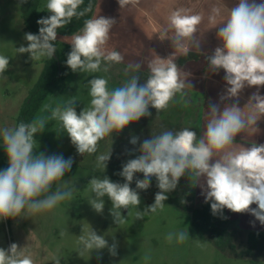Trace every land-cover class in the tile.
Returning <instances> with one entry per match:
<instances>
[{
    "label": "clouds",
    "instance_id": "clouds-1",
    "mask_svg": "<svg viewBox=\"0 0 264 264\" xmlns=\"http://www.w3.org/2000/svg\"><path fill=\"white\" fill-rule=\"evenodd\" d=\"M120 6L136 3L137 0H118ZM84 0H47L46 9L51 15L37 21L41 27L39 34L26 33L28 46L16 49L17 53H29L30 58H52L56 47L57 29L91 11V5L78 11ZM210 17L213 27H217L215 13ZM203 17L191 15L187 9L174 10L167 18V27L159 32L161 41L170 39L176 51L187 54L191 48H199V41L194 35ZM116 21L112 18L96 16L85 20L82 30L71 36V51L66 64L73 72H97L105 64L108 72L112 64H119L124 56L116 50L106 48L109 33ZM219 27L217 36L222 46L215 48L214 54L207 57L210 70H225L227 97H237L247 86L264 85V3L255 0H239L229 10V15ZM149 39L152 36L148 37ZM9 66V59L0 55V74ZM139 63L129 64L125 72L138 71ZM150 75L144 84L139 83V76L132 75L122 86L109 90L105 78L91 79L89 95L90 106L79 115L73 107L75 100L68 101L63 107L51 109L48 119L59 121L62 128L81 155L97 152L98 142L113 132H119L132 122L150 115L149 106L158 112L166 109L177 93L183 95L186 78L172 56L167 59L156 57L147 65ZM255 101V103H253ZM249 112L235 104L225 106L221 111L218 105H211L207 112L208 119L203 136L184 128L177 132L164 131L145 140L136 159H131L123 166L121 176L125 183H114L109 178L93 177L89 187L94 197L88 202L97 212L104 208L103 197L112 201L111 214L115 223H123L120 209L137 208L140 197L130 187L134 174H144V179L136 181L138 189L146 190L152 176L158 181L161 190L155 195V202L149 210L155 213L164 207L168 199L166 193L177 187L179 179L188 172L191 178L206 179V202L212 201L211 209L215 215L224 208L234 213L250 212L264 225V144L253 143L251 147L233 150L237 134L254 127L257 113L264 114V96L253 93L247 104ZM44 119L32 122H20L15 127L0 129V138L6 150L9 166L0 171V219L19 216H32L50 211L63 201L71 200L73 189L64 182L52 190L54 183L62 181L71 168L72 160L60 156L46 157L43 153L34 154L37 147L34 134L44 131ZM138 138L130 141L133 145ZM215 159L214 163L210 161ZM97 167L106 168L110 151L97 156ZM255 203L256 208H250ZM144 213L137 211L136 219ZM63 235V233H62ZM172 240L171 234L167 237ZM185 240V233L177 237ZM81 252L90 253L108 247L107 240L91 229L79 236ZM115 245L109 249L116 254ZM0 264H34L31 253L19 248L16 243L8 250L0 248ZM55 264H60L59 258Z\"/></svg>",
    "mask_w": 264,
    "mask_h": 264
},
{
    "label": "rangeland",
    "instance_id": "rangeland-1",
    "mask_svg": "<svg viewBox=\"0 0 264 264\" xmlns=\"http://www.w3.org/2000/svg\"><path fill=\"white\" fill-rule=\"evenodd\" d=\"M7 36L9 35L0 32V55L8 57L9 66L5 71L11 76L5 78L0 75V129L15 127L16 117L24 100V93L19 86L22 73L16 69L14 63L15 45ZM104 67L102 62L101 70L93 73L73 72L69 67L66 72L65 66L64 90L56 96L47 95L31 120L32 122L44 119L46 123L43 132L34 134L37 144L34 154L43 153L46 157L60 156L64 160L71 158L70 170L65 173L62 181L53 184L52 190L55 191L67 182V186L73 189L72 199L61 202L50 211L30 217L22 215L0 219V248L8 250L11 244L16 243L19 248H25L31 253L34 264H55L56 258H59L60 264H264L263 257H228L217 251L208 239L197 236L189 213L179 208L190 203L185 201L184 197L197 198L194 196V177L191 178L188 172L179 179L177 187L169 191L173 203L165 200L164 207L158 208L155 213L148 211L155 202L152 189L148 188L149 190L140 193L136 187L137 180H132L130 187L139 194L140 204L137 208L120 209L121 216L125 219L123 223H115L111 214L113 205L109 197L102 198V213H97L91 207L88 201L94 194L89 187L90 180L93 177H107L114 183L126 182L120 175L123 166L127 161L136 159L141 154L139 149L142 143L151 139L150 134L142 135L146 123L188 127L197 125V121H192L195 98L192 92H187L185 88L184 94L177 93L166 109L158 112L149 106L150 115L143 116L119 132H113L100 140L96 153L79 154L61 123L48 117L51 109L63 107L70 100H75L73 107L78 115L89 107L91 97L88 82L93 78L107 79L108 89L113 90L135 75L131 71L126 73L128 65L122 63L112 64L108 72L103 71ZM143 75H139L140 84L147 80ZM164 131L168 130L163 129L161 133ZM133 137L138 138L135 145L130 143ZM109 151L110 159L106 162V168L97 167V156ZM142 179L144 178L138 180ZM151 185L158 188L155 176L151 177ZM137 211L146 213L143 218L136 219ZM90 227L97 235L107 240L108 247L92 250L90 253L80 251L79 236L86 234ZM181 232L185 233L183 242L177 239ZM170 234L171 241L167 239ZM245 234L242 233L240 240L245 239ZM112 245L116 246L115 255L109 251Z\"/></svg>",
    "mask_w": 264,
    "mask_h": 264
},
{
    "label": "crops",
    "instance_id": "crops-1",
    "mask_svg": "<svg viewBox=\"0 0 264 264\" xmlns=\"http://www.w3.org/2000/svg\"><path fill=\"white\" fill-rule=\"evenodd\" d=\"M255 2L264 3V0H255ZM238 3L239 0H137L134 4L129 2L121 7L118 0H96L91 18L103 16L114 19L116 23L109 33L107 49L119 51L124 56L122 64L135 65L139 63L141 65L139 70L150 73L147 65L156 55L162 59L172 56L174 61L179 55L184 54L175 50L170 39L166 38L161 41L159 38V32L167 27V18L174 10L183 8L187 9L191 15L199 14L203 17L197 33L194 34L199 41V48L193 47L190 51L213 55L215 48L222 46V42L217 36L219 27L222 26L220 24L228 17L229 10ZM46 4L47 0H39V9H46ZM213 9L217 10L215 13L217 27H213L210 21V17L214 15ZM20 14L19 0H0V32L9 35L7 37L12 40L15 49L28 46V41L24 37L26 33H30L24 29ZM71 36L57 34L55 41L59 51H66L62 57L66 72L68 71L66 60L71 51ZM150 36H152L151 39L148 38ZM44 59L33 61L29 53L16 52L14 63L16 69L22 73L19 86L24 93V98L25 93L37 80ZM178 68L184 74L186 84L189 85L185 87L187 92H192L195 98L192 121H197L196 127L199 129L197 137L204 134L208 119L207 112L211 105H218L222 111L226 105L235 104L248 113L249 106L247 104L252 94L258 92L260 96H264V85H246L237 97L221 100V97H227V88L230 87L225 80V70L220 68L215 72L211 71L203 58L192 63L187 62ZM0 75L5 78L11 77L6 71ZM257 119L254 127L236 135L232 146L233 150L238 151L241 147H251L253 143L264 144V114L257 113ZM215 159L213 158L210 163H214ZM206 190V179L201 177L197 180L194 177V191L196 192V194L194 192V196L200 201H206ZM256 207L255 203L250 205V208ZM224 209L228 218L236 221L241 226L240 228L264 231V225L250 212L234 213L227 208Z\"/></svg>",
    "mask_w": 264,
    "mask_h": 264
},
{
    "label": "trees",
    "instance_id": "trees-1",
    "mask_svg": "<svg viewBox=\"0 0 264 264\" xmlns=\"http://www.w3.org/2000/svg\"><path fill=\"white\" fill-rule=\"evenodd\" d=\"M19 3L20 17L24 29L32 34L38 35L41 25H39L37 21L49 17L51 13L48 12L47 9H39V0H19ZM95 3L96 0H84V3L80 6L78 11H82L89 5H91V11L86 12L82 17H73L70 23L63 28L57 29V34L69 36L81 31L85 20L91 18ZM53 44L56 47V58H51L50 60L48 58L44 59L43 67L37 80L28 90L26 97L20 105L15 126L20 122H31L33 115L40 105H42L41 103L47 95L56 96L64 90L65 65L63 64L62 57L63 53H66V51H59L55 41ZM209 56L211 55L189 51L187 54L179 55L174 60V63L180 67L187 62L192 63L193 61L203 58L206 65L209 66V61L207 59ZM131 72L138 76L144 74L143 76L145 78H148L150 75V73L142 72L141 70ZM184 128H189V130L196 132L197 136L199 134L198 127L162 125L149 122L144 125L142 135L146 136L150 134L152 137V135L160 134L163 129L175 133ZM8 166L9 162L6 150L2 144V139H0V171L7 169ZM140 178H144V174L137 172L134 174L133 180H138ZM122 179L125 178L122 176ZM149 188L152 189L154 197L156 193L161 191L155 185H151ZM137 190L140 191V193L144 192L142 189ZM166 195L168 197L166 201L168 203H173L169 192L166 193ZM184 199L190 203L188 205H182L179 208L189 213L191 225L195 228L194 230L198 237L208 239L217 251L231 258H264V231L243 230L236 221L228 218L225 209L214 215L211 209L212 201H200L193 196H186ZM243 232L246 233L245 239L240 240Z\"/></svg>",
    "mask_w": 264,
    "mask_h": 264
},
{
    "label": "water",
    "instance_id": "water-1",
    "mask_svg": "<svg viewBox=\"0 0 264 264\" xmlns=\"http://www.w3.org/2000/svg\"><path fill=\"white\" fill-rule=\"evenodd\" d=\"M52 58H56L55 52L53 53V56H52Z\"/></svg>",
    "mask_w": 264,
    "mask_h": 264
}]
</instances>
